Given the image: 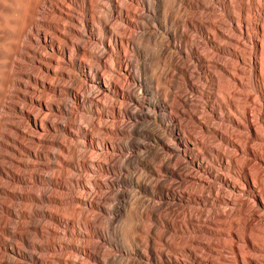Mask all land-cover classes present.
I'll list each match as a JSON object with an SVG mask.
<instances>
[{
  "label": "bare ground",
  "instance_id": "obj_1",
  "mask_svg": "<svg viewBox=\"0 0 264 264\" xmlns=\"http://www.w3.org/2000/svg\"><path fill=\"white\" fill-rule=\"evenodd\" d=\"M103 1L104 3H101L100 6L105 14L98 15L95 12L97 0H0V180L9 181L5 186H0V196L3 195L4 200L6 199V202H0V208L9 218H16L18 208L16 210L14 207L12 208L11 204H7V200L28 201L30 198L28 193H22L20 190H9L10 182L18 187L35 183V181L40 180L38 168L44 169L50 166L48 162L42 163L41 161L47 157L60 158L59 154L42 152L29 145H57L62 151L68 152L71 158H76L79 155L76 148L69 152L70 149L67 146L56 142L50 136L57 130H61L64 136L73 140L78 134L84 132V123L91 124L95 134L91 132L85 134L82 140L83 144H80L81 147L88 146V150H90V154L80 166L85 176L82 179L71 178L69 172L77 170L78 167L74 160L64 159L63 163L66 169L63 170V174L68 178L66 185H60V189L65 190L64 196L56 200H50L47 197L44 200L54 202L60 207L62 213L68 211V208L65 207L66 203L78 204L79 208L82 207L83 210L76 212L77 216H75L74 222L77 223V226L78 224L82 225L85 230L92 233V236L100 238L109 245L111 244L110 238L104 233L101 235L96 232L94 223L98 221V218H95L96 221L94 222L90 221L91 219L88 220L86 211L96 209L101 213L112 215L103 222L107 233H111L112 224L119 217L118 215L125 213L126 216H120L123 221L120 230L121 234L127 236L130 245H124L120 248L122 254L120 264H147V262L163 264L164 260L150 247L149 241L152 235L160 240L168 236L169 241H166V244L170 250L189 253L193 258L195 257L194 251L200 247L209 254L217 253L218 248L224 247L232 256L230 255L231 257L228 258L225 255L222 264H258L256 258H260L264 262V221L259 224H254L252 221L253 208L255 206L264 207V171L259 165L250 164L246 157L237 159L231 156L229 151L220 148V145L223 144L226 149L227 147L230 150L233 149V152L235 150L252 155L251 141L262 142L264 140V119H261L264 118V89L262 90L260 84L255 82V76L258 73L255 69V59L252 57L257 51L261 53L259 74L262 83H264V26L259 27L262 33L261 39L255 41L248 35L247 28L244 31L242 26L236 24L234 30L243 36L245 32L249 39V46L246 43L242 49L243 54L251 55L247 60L235 48L240 44L239 40L234 37L235 34L232 36L230 33H225L220 28L222 24L215 19L214 14L196 12L198 8H203V11L209 9L207 0ZM254 4H259V1L227 0L228 8L236 11L237 14L236 16L233 15V22L234 20L238 21L240 16L249 18L253 15ZM45 5L52 7L53 16L50 17L51 19H44L50 15V10H45ZM130 5H134L135 8H130ZM84 12L90 13L89 19L83 16ZM109 17L115 18L117 25L110 26L108 24ZM179 17H185V19L179 21ZM167 24H181L182 29L178 31V27L175 26L169 30ZM37 26L43 27V30L36 29ZM77 26H80L81 30L89 31V39L95 44L94 47H90V45L82 47L77 43V40H74L77 36H81L82 32ZM93 26L97 28L96 34L91 33ZM131 28L133 30H130ZM256 28L258 29V27ZM187 30L196 31L201 41L203 40L209 47L215 48L219 56L230 55L234 58V62L227 63L228 65L221 63L218 59L211 60L212 67L218 71L215 88L219 94H223L225 99L217 110H213V108L209 110V114L205 118L206 121L195 113L196 109L193 111L195 102L192 98L187 100L173 97L172 103L167 101L171 89L174 87H177L179 91L189 88L192 93H198L195 83L191 82L188 65L183 64L176 67L175 56L171 52V49L181 51L184 55L195 52L196 47L193 45H189L187 50L181 46L182 41L191 40L186 34ZM218 40H223L225 44L222 45L221 42V46L218 45ZM28 41L35 43L40 50L32 48L34 46L31 47ZM140 42H146L153 46L150 57L154 66L151 86H147L143 82L139 74L140 69H137L132 76L133 87L130 92L127 90L128 93L125 95L122 93V88L119 87L115 76L120 73H130L132 61L128 59L129 57L127 58L128 51L133 52L138 58H142L144 51ZM106 50L121 53L122 60L111 57L108 61H104L102 54ZM75 51L81 53L84 58L77 63L82 68L84 80L79 87L81 88L80 92L74 89L75 87H62L61 84L59 86V84L54 83L56 79L58 81V79L70 78V73L61 70L60 67L62 64H68L69 68L75 67V63L71 60V54ZM171 67H176L180 74V81L177 84L174 83ZM101 69L102 72H100ZM199 74L201 73L199 72ZM252 90L256 93L252 99L255 107L250 110L248 102ZM40 92L50 95L51 99L68 95L73 104L79 108V112L72 113L73 110L68 112L61 102L60 104L58 101L40 98V95H36ZM92 92L101 95V99L100 96L98 97L99 100L98 98L95 99ZM158 94L163 98L158 100ZM111 95L127 98L134 105V108L126 109V107L123 109L122 106L110 105L109 98ZM145 96L148 98L149 107L147 109L141 105L142 98ZM19 101L30 108L20 106ZM94 105L96 111H100V120L96 122L90 120V115L95 111ZM205 108H202L203 111ZM174 109L185 116L187 120L182 134L171 130V140H167L164 136L166 131L163 125L168 120L175 123L176 119L172 113L166 114V111ZM221 110H226L230 114L228 117L229 135H227L228 132L225 134L208 125L210 121L221 118ZM17 115L23 117L24 127L13 126L11 118ZM57 115H67V124H59L49 118ZM115 117H128L133 120V124L121 133L144 139L143 142L126 141L120 145L122 148L140 150V153L134 154V158L131 157L132 155L127 156L124 160L122 159L121 163L128 167L132 164L139 166L144 169V173L138 171L127 178L112 180V185L133 188L134 196L125 195L123 191H120L115 194V197L119 199L125 197L127 199L125 203H113L106 206V201L112 199L105 197V206H103V204L98 203L100 201L92 197V194L95 189L108 185L105 177L101 179L97 177V173L109 172L111 167L108 163L101 161L98 155L110 154L119 149L113 140L105 139L99 134L108 135L111 138L120 132L114 129L115 127L106 125L108 120ZM258 119H260L261 125H257ZM177 126L179 127V123ZM199 132L206 133L207 137L198 143L197 137L202 134L195 136V133ZM15 134L26 139L29 145L23 142L24 140L21 141L15 137ZM198 144L197 154L191 156L192 147ZM171 154L188 160L193 168L204 173L205 178L191 177V182L187 185L189 190L187 194L199 193L200 195L206 193L202 196L203 198H196L195 204H207L208 193L215 189L211 186L204 188V186L208 179H217L225 186L226 192L232 194V196L228 194L230 196L220 197L218 203L230 206L231 212L226 214L224 211L217 210L210 214L211 216L204 221L203 226L198 224L199 219L196 217L201 216L202 213L192 206H184L180 210L166 208L163 210V216H161L157 212L159 209L158 202L167 198L169 194L166 193L167 189H165L164 194L157 192L159 182L154 181V178L159 175L160 171H165L174 178L178 176L173 167L177 163V159H171ZM5 159L8 165H5ZM230 161L233 163L234 169L242 173L239 175L237 171L235 172V175L240 177L241 181L239 182L241 183L217 174V170L212 167V163L223 166L228 165ZM151 162H155L156 165L153 166ZM168 163H171V166ZM260 164H263L262 160ZM111 165L113 166V164ZM115 167L122 169L123 166L118 164ZM25 172H28V178L25 176ZM145 173H149L151 177H146ZM74 187L80 190V195L71 194ZM247 187H257L259 192L251 198L250 203L240 202L235 196ZM100 197L102 198V196ZM35 200L40 201L42 199L37 197ZM32 211L34 215L41 213L37 207ZM62 213L53 217L54 224L62 226L65 223ZM0 222L1 230L8 233V220L3 219ZM155 224L160 226L157 231H155ZM213 227L221 229L216 232ZM21 229L35 230V222L30 220L29 224L22 226ZM57 234L56 230H52V236L55 235L56 237ZM210 235H213L214 238H211L212 240L209 238L210 242H204L203 237ZM13 237L20 246L11 243L3 244L0 264H19L18 262L23 260H35V264H42L38 258L34 259L31 252L23 248L32 246L31 241L27 240L23 231L14 233ZM97 244L94 246L95 253L86 251L85 247L83 248L79 244L71 243L67 245V248L72 255L82 254L93 260L95 264H110L111 258L102 247L96 246ZM137 245H141L143 248ZM48 250H54V247H48ZM193 261L194 264H213L195 259ZM172 262L181 264L178 258L173 259ZM84 263L76 257H68L64 261V264Z\"/></svg>",
  "mask_w": 264,
  "mask_h": 264
},
{
  "label": "rangeland",
  "instance_id": "obj_2",
  "mask_svg": "<svg viewBox=\"0 0 264 264\" xmlns=\"http://www.w3.org/2000/svg\"><path fill=\"white\" fill-rule=\"evenodd\" d=\"M207 1H208L207 4H208L209 9L203 11L204 10L203 8L202 9L198 8L196 10V12L201 13V14H204V13L205 14H214L215 19H217L219 21V23L222 24L220 26V28L225 33H227V34L230 33V35H232V36L235 34L234 37H236L240 42L239 46H236L235 48L238 52L240 51L239 53L242 54L248 60L251 57V55L243 54L242 49L244 48V45H246V43H247V46H249V43H248L249 39H248V37H246L247 35H245V32H244V36L240 35L239 33H237L234 30V28H235L236 24H239L240 26H242L244 31L247 28L248 35H250L253 40L259 41L261 39V36H262L261 35L262 33L259 30V27L262 25L264 26V0H258L259 4H256V5L254 4L253 15H251L252 18H251V16L249 18L245 17V16H240L238 21L234 20V22H233L232 17H233V15L236 16L237 14H236V11H233V10L228 8L227 0H213V1L207 0ZM250 1H253V0H250ZM97 2H98V4H97L98 7L95 6L96 14L104 15L105 11L100 6L101 3L102 4L104 3V1L103 0H97ZM130 6H129L130 8H135L134 5H130ZM44 7L46 8L45 10H47V11L50 10V13H49L50 15L47 16V18L44 17V19H51L53 16L52 7L49 5H45ZM97 11H98V13H97ZM77 12H78V10H77ZM78 13L81 14L80 11ZM83 16L85 18L89 19V17L91 15L89 12H84ZM184 19H185V17H179V21H183ZM115 20H116L115 18L109 17L108 18V24L110 26L117 25V20L116 21ZM254 24L255 25L258 24V25L255 26ZM175 26L178 27V31H181V29H182L181 24L180 25L167 24V28L169 30H172ZM256 27H258V29ZM77 28H79L80 32L82 31L81 36H77L74 40L75 41L77 40V43L82 47H88L89 45H90V47H94L95 44H93L92 40L89 39V31L88 30H81L82 28L80 26H77ZM36 29L42 31L43 27L37 26ZM130 30H133V29L131 28ZM86 31H87V33H86ZM97 32L98 31H97V28L95 26L91 27V33L92 34H96ZM249 33H251V34H249ZM186 34H187V36H189V38L191 40L187 39L186 42L182 41L183 43L181 42L182 43L181 46L183 47V49L186 48V50H187L189 48V45H193L196 47L195 52L193 54H190V55H184L183 52H181V51L178 52V50L176 51L175 49H171V52L175 56L176 67L182 66L183 64L188 65V69L190 70V73H191V82L193 84L195 83L194 85H196L198 93H194V92L192 93V91L189 88L181 89L179 91L177 87H174L171 89V93H170V96L167 98V101H168V103H172L173 97H180V98L187 99V100L192 98L195 102L194 103L195 108L193 111H195V109H196L195 113H197L201 118L203 117L202 120L206 121L205 118L209 114V110L212 108H213V110H217L218 106L225 99L223 94H219L215 88L216 75H218V71L212 67L211 60L218 59V61H220L221 63L228 65V64L234 62V58H232V56H230V55H228V56L225 55L223 57L219 56L215 48L209 47L207 44H205V42L203 40L201 41V38H199V34L196 31L187 30ZM28 43L31 47L34 46L32 48H35V50H40V48L35 43H31L29 41H28ZM90 43H92V44H90ZM140 43H141V46H142L143 51H144V55L142 56V58H138L133 52L132 53L134 55L130 51H128L127 58L129 57L128 59H130L132 61V66L129 69L130 73L129 74L120 73V74L115 76L116 81L119 84V87L122 88L121 89L122 93L125 95L128 93V91L130 92V90L133 87L132 76L137 71V69H140L139 74H140L143 82L147 86H151L152 72H153L154 66H153V62L150 59V57H151V52L153 50V46L147 44L146 42H140ZM217 43H218V45H220V44L224 45L225 44V42L223 40H218ZM32 44H34V45H32ZM185 45H187V46L185 47ZM110 54L113 56H111ZM212 54H214V55H212ZM120 55H121V57H120ZM102 56H103L104 61H108L111 57H114V58L117 57V58L122 60V54L121 53L111 52L110 50L104 51ZM252 57H254V59H255V69L258 73L257 76H255V82L258 85L260 84V86H261L260 88L263 90L264 89V86H263L264 83H262L261 78H260L261 76L259 74L260 67H261V53L259 51H257L254 55H252ZM83 59L84 58L81 55V53L76 52V51L73 52L71 54V60L75 63V67L69 68L68 64H62L60 67L61 70L70 73L69 77L71 79L70 78L58 79V81L56 79V80H54V83L56 85L59 84V86L62 85V87H66V86L67 87L71 86V88L75 87L74 89H76L77 91L80 92L81 88H79V87L81 84H83L84 80H83V74L81 71L82 68L77 63L79 61H82ZM135 63H136V66H135ZM176 67L170 68V70L174 74L173 80H174L175 84H177V82L180 81V74H179ZM198 71L201 74H199ZM100 72H102V69L100 70ZM252 82H253V80H252ZM77 83H78V85H77ZM36 95L37 96L40 95L39 97L42 99H49V100L51 99V96L45 94L44 92H40ZM96 95H98V94L95 92H92V96H95L94 97L95 99H97L99 96H100L99 98L101 99V95H98V96H96ZM218 95H220V96H218ZM253 96H256V93L254 92V90H252V93L249 94L250 100L248 102V106L250 107V110H252V108L255 107V104L252 101ZM63 97L52 98L51 100L56 101V102L58 101L59 103L61 102L62 105L67 109L68 112H70V111L72 112V110H73L72 113L79 112L78 111L79 108L73 104L72 100H70V97H68V95H64ZM99 98H98V100H99ZM162 98H163V96H161V95L157 96L158 100H160ZM147 99L148 98L145 96L142 98V102H141L142 107L146 108V109L149 107ZM109 102H110V105L122 106L123 109L126 107H127L126 109H131V108L133 109L134 108V105L127 98H125V97L122 98V96L111 95L109 98ZM19 105L23 106L27 109L30 108V107L28 108V106L25 105L23 102L21 103V101H19ZM74 106H76V107H74ZM202 108L203 109L205 108V110L203 111ZM136 109H138V108H136ZM206 109H207V111H206ZM94 110H95L94 113L92 115H90V120H92L93 122H96V121L100 120V116H99L100 111H96L95 105H94ZM168 113H172V115L176 119L175 123L170 122L168 120V121H165V123L163 125L165 128V129L164 128L163 129L166 131V133L164 134L165 138L167 140H171L170 131L173 130L176 133L182 134V131H184V124L186 123L187 119L180 112L175 111V109L172 111L167 110L166 114H168ZM229 116H230L229 112H227L226 110H223V111L221 110V118L210 121L208 123V125L210 127L212 126L211 128H213L215 130L216 129L218 131L221 130L223 133L228 132L227 135H229V127H228V125H229L228 124V117ZM49 118L52 119L53 121H56L59 124H63V123L67 124L68 116L67 115H57V116H50ZM261 119H264V118L262 117ZM131 120L132 119H130L128 117H122V118L121 117L120 118L115 117L111 120H108L106 122V125L107 126L109 125V127H112V128L115 127L114 129H116L120 132L118 134L112 136L111 138L108 135L99 134V136H101L105 139L113 140V143L119 149V150H115L116 152H114V151H113V153L111 152L110 154H105V153L103 154L102 153V154L98 155V158L101 159V161L108 163L111 167V170L109 172H98L97 173L98 174L97 177H99L101 179H103L105 177V179L108 182V185L106 187H101L100 189L99 188L95 189L93 194H92L93 195L92 197L95 198V200L100 201L98 203H100L101 205L103 204V206L112 205L113 203L119 204L120 202L125 203L127 201V199L125 197L120 198V199L115 197V194L120 192V191H123L125 195L131 196V197L134 196L133 188L128 187V186L118 187V186L112 185L111 184L112 180L117 179V178H124V177L127 178L130 175H133L134 173H136L138 171L144 173V169H141L139 166L132 164L131 166L128 167V166L123 165L121 163L122 159L124 160L127 156H131V155H132L131 157H133L135 153L136 154L140 153V150L134 149V148L126 149V148H122V146H120V145H123L126 141L127 142H129V141L143 142L144 141V139L139 137V136L131 137V136L127 135L126 133H121L122 131H126L133 124V120L132 121ZM11 122H12L13 126L16 125V126L24 127V119H23V117H20V115L12 117ZM176 122L179 123V127L177 126ZM257 125H261L260 119L257 120ZM84 126H85L84 132H82L81 134H78L76 136V138H74L73 140L64 136V134L62 133L61 130H57L52 136H50L56 142H60L62 145L67 146L70 149L69 152L74 151L73 148H76L79 152L78 153L79 155H77L76 158H71L70 154L68 152L62 151L57 145H50V146L29 145L27 143L26 139H24L22 137H18V135L15 134V137L19 138V140H21V141L24 140L23 142H26V144H28L29 146L36 148L42 152H54L56 154H59L60 158L57 159V158H48L47 157L41 161L42 163L48 162L50 164V166L48 168H44V169L41 167L38 168L37 172L40 175L39 181H35V183L33 182L32 184H27L25 186H19V187L10 182V184L8 185L9 187L7 186L9 190H20L22 193H28L30 200H28V201H24V200H18L17 201V200H10V199L7 200V204H9V205L11 204L10 206L12 208L14 207L15 210L17 208L18 209L20 208L19 210L17 209L18 216H16V218H12V219L9 218L6 215V213L4 212V210L2 208H0V221H2L3 219H7L8 223H9L8 224L9 225L8 226L9 232L5 233L3 230H1V222H0V248H1L0 254L2 253V245L3 244L11 243L13 245L20 246L19 243L17 244L18 241L13 237V234L16 232H20V231L22 232L23 231L26 234L27 240L29 242L31 241L30 243L32 244L31 247H23V248H25L26 251L31 252L34 259L38 258L42 264H61V263L64 264V261L68 257L69 258H75L76 257L79 261H84L85 262L84 264H93L94 263L93 260L88 259L87 257H85L82 254H78L77 255L78 257L72 255L70 250L67 248V245H69L71 243L72 244H79L83 248L85 247V250L90 252V253L96 252V249L94 248V246H95V244L98 243L96 246L102 247V249L105 250L106 254H108V256L111 258L110 264H120V262L122 260V254L120 252V248L124 245H130V242H129L127 236L121 234V230H120L121 223L123 222L122 217H120V216H126L125 213H120L118 215L119 217H117L116 220L112 224L113 229L111 230V233H107V231L105 229V225L103 224V222L108 220L109 216H112V215L101 213L100 211H98L96 209H88L86 211V213H87L86 216H87L88 220L91 219L90 221L94 222V221H96L95 218H98L97 219L98 221H96V223H94L96 232H99V234H101V235H103V233L105 235H107L111 240V244L109 245V244H105L100 238H98L94 235L92 236V233L85 230L82 225L78 224V226H77V223L74 222V218H75V216H77L76 212H79V210L81 212L83 210L82 207L79 208L80 206L78 204H75L73 202L66 203L65 207L68 208V211H66L65 213H62V212H60V207L58 205H56L54 202H52V201L49 202V201L44 200V198H47V197L50 200H56L59 198H63V196H64L65 190L60 189V185H66V181L68 180V178H66L65 175L63 174V170L66 169V166L63 163L64 159L74 160V162L76 163V166L78 167L77 170L69 172V175L71 173V175H70L71 178L74 177V179H82L85 176V173L83 172V170L80 166H82V161L85 160L88 157V155L90 154V150H88V148H89L88 146H85V147L82 146L83 147L82 148L80 144H83L82 140H83V137L85 134L90 133V132L95 134V132H94L91 124H85L84 123ZM180 127H181V129H180ZM197 131H198V129H197ZM197 134H202V135H198L199 137H197L198 143H199V141L205 140L207 137V134L203 133V132L202 133L201 132L195 133V136H197ZM263 136H264V132H263ZM220 146H221L220 148H222L226 151H229L230 155L237 158V159L242 158V157L243 158L246 157V159L248 160V162H250V164L259 165L262 168V170L264 171V140L262 142L261 141L260 142L255 141V140L251 141L250 146L253 149L252 155L245 154L243 152H239V151H235V150L233 152L232 148H231L232 150H230L229 147H227V149H226V146L223 144H221ZM198 147H199V144L197 146L192 147V151H191L192 155L191 156H194L195 154H197V152L199 150ZM160 152H161V150H160ZM231 152H232V154H231ZM105 159H107V160H105ZM171 159H177V163L175 164V166L173 165V167L176 169L175 172L178 176L174 178V177H171L167 172L160 171L159 175L156 178H154V181L156 180L159 182V187L157 189V192H161L164 194L166 192L165 189H167L166 193L169 194V196L167 198L158 202V208L159 209L157 212L161 216H163V210H165L166 208L167 209H169V208L174 209L175 208L177 210H180V209L184 208V206L185 207H191L192 206V207L198 209L202 213L201 216H196V217H198V219H199L198 224L203 226L205 224L204 221H206V219H208L211 216L210 214H212L213 212H215L217 210L222 211V212L224 211V213H226V214H229L231 212L230 206L218 203V199L220 197H225V196H230V195L232 196V194H230L228 191L226 192L225 186H223V184L217 179H208L207 183L204 186V188L211 186L212 188L215 189L214 191L212 190V192L208 193L207 199H206L207 204H205V205L204 204H195V202H194L195 199L204 196V194H206V193L200 194L201 196L199 195V193L187 194V191H189L187 188V185H188V183L191 182V177L205 178L203 171H200L198 169L193 168L191 163L188 160H185L184 158H181V157L179 158L175 154H171ZM259 159H261L263 161V164H260L261 160H259ZM4 161H5V165H8L6 159ZM111 164H113V166ZM118 164H121L123 166L122 169H118L115 167V165L117 166ZM151 164L153 166L156 165L155 162H151ZM168 165L171 166V163H168ZM212 167H213V169L217 170L216 173L219 175L226 176V177L233 179L235 181L237 180L236 182L241 181L240 177H237L235 175V172L237 171V169H234L233 163L231 161L228 163V165L225 164L223 166H218L217 164L212 163ZM9 168H10V164H9ZM11 170H12V168H11ZM226 172H227V174H226ZM25 173H26L25 176L28 178V175H27L28 172H25ZM201 173H203V174L200 175ZM237 173H239V175L242 174V173H240V171H237ZM145 175H146V177H151L149 173H145ZM113 176H115V177L113 178ZM7 181H5V179H2V181L0 180V186H5ZM239 183H241V182H239ZM218 185H220V186H218ZM26 186H27V188H25ZM118 189H120V190H118ZM23 190H24V192H23ZM72 190L73 191L71 194L80 195V193H79L80 190L78 188L74 187ZM258 192L259 191H258L257 187H247V188H244V190L242 192H239L240 194L236 195L235 198H237L240 202L250 203L252 201L251 198L254 195H256ZM228 194H230V195H228ZM2 196L3 195L0 196V202L4 203V201L6 202V199L4 200V196L3 197ZM100 196H102V198ZM31 197H32V199H31ZM37 197L41 198L42 200L36 201L35 198H37ZM105 197H107V198L109 197L112 200L106 201L104 199ZM105 201H106V204H105ZM31 206H32V208H31ZM35 207L40 209V211H41L40 214H36V215L33 214L32 210ZM57 208H58V210H57ZM263 212H264V207H262V206L261 207L255 206L253 208L252 221L254 224L255 223L259 224V223L264 221V213ZM61 213H62L63 220L65 223L62 226H58V225L54 224L55 222L52 219L55 215L61 214ZM30 220H33L35 222L36 229L35 230H31V229L22 230L21 227L26 226V224L28 225ZM27 221H29V222H27ZM159 229H160V226L158 224H155V231H157ZM214 229H215L214 231L218 232L217 230H220L221 228L216 227ZM52 230H56L58 232L56 237H55V235L52 236ZM12 231H14V232H12ZM79 231H80V233H79ZM167 238H168V236H165L163 240H160L155 235H152L150 238V241H149L150 247L154 251H156V254L159 255V257H161L164 260L163 264H174L172 262V260L177 259V258L181 262V264H194L193 263L194 259L199 260L201 262H212L213 264H222V263H224L223 257L225 255L228 258H230L232 256V254H230L229 251L226 250V248H224V247L218 248L217 253H210V254L204 248L202 250V248L200 247L198 250L194 251L195 257L193 258V257H191V255H189V253L187 254V253H184L181 251L173 252L172 250H170L168 245L166 244V241L167 242L169 241V238H168V240H167ZM209 238L210 239L214 238V236L213 235L204 236L203 237V240H205L204 242H206V241L210 242L212 239L209 240ZM51 246L54 247V250H48V247H51ZM137 246L140 248H143L141 245H137ZM66 250H68V251H66ZM66 256H68V257H66ZM256 260H257L258 264H264L263 260H261L260 258H256ZM18 263L19 264H35V260H33V261L32 260H23V261H19ZM147 264H155V263L154 262H151V263L147 262Z\"/></svg>",
  "mask_w": 264,
  "mask_h": 264
}]
</instances>
